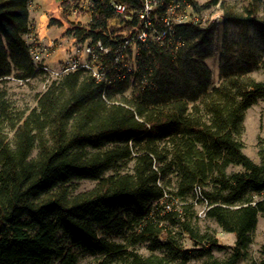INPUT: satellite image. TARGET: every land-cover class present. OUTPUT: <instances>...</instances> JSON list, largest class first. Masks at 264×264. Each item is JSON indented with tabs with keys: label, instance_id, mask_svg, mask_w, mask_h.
I'll use <instances>...</instances> for the list:
<instances>
[{
	"label": "trees",
	"instance_id": "trees-1",
	"mask_svg": "<svg viewBox=\"0 0 264 264\" xmlns=\"http://www.w3.org/2000/svg\"><path fill=\"white\" fill-rule=\"evenodd\" d=\"M61 1L64 18L88 14L84 25L69 22L74 43L111 48L102 57L104 67L114 63L109 76L129 58L136 68L112 86L85 68L35 70L30 0H0V264H78L75 247L91 264H264V242L259 260L249 253L264 217V139L258 161L242 142L247 110L264 100V0L220 2L216 84L206 60L218 24L201 20L219 0H179L178 13L198 21L174 22L163 40L144 42L135 37L143 0H114L126 7L120 15L110 0H84L89 10L76 13L80 0ZM170 1L150 13L156 31ZM38 77L49 81L33 105L11 100L8 80ZM82 180L95 183L77 191ZM210 222L234 243H221Z\"/></svg>",
	"mask_w": 264,
	"mask_h": 264
},
{
	"label": "rangeland",
	"instance_id": "rangeland-1",
	"mask_svg": "<svg viewBox=\"0 0 264 264\" xmlns=\"http://www.w3.org/2000/svg\"><path fill=\"white\" fill-rule=\"evenodd\" d=\"M203 3L207 0H197ZM222 1V0H221ZM239 1L242 0H227ZM61 0H30V30L26 34L28 44L42 53V62L49 67V70L60 71L63 66L68 62L70 57H77L81 62L87 59L85 46L89 40L83 43H74L71 34H67L66 30L69 28V22H79L81 25L87 23L88 14H68V10L64 14L66 18L62 17L63 7ZM212 13V12H211ZM210 13V14H211ZM209 14V15H210ZM52 19L60 20L61 23H52ZM116 24L114 21L113 25ZM116 26H121L117 24ZM220 35H221V22L218 24L216 32V39L214 42L213 56L206 60L208 66L212 71L213 83H217L218 75V52L220 50ZM129 70L135 69L136 65L133 60H128ZM49 73H51L49 71ZM257 78H261L260 73L255 74ZM55 76L51 73L50 75ZM49 80H43L41 77L30 80L29 82H20L10 79L6 82L8 94L12 101L19 106L33 105L35 93L43 90L45 84ZM244 133L242 135V142L244 144L243 151L254 161H258L257 156V141L258 138L264 139V100H259L252 105L246 112L244 119ZM239 168H233L236 170ZM92 180L79 181L77 191L87 190L94 185ZM211 227L214 229L219 241L224 244H233L235 236L233 233L223 231L216 225L215 222H210ZM264 242V217L259 216L256 228L253 232V243L249 247V253L253 258L259 260V248ZM187 244V243H186ZM78 258V264H91L95 257L87 252H83L77 247L73 248ZM138 251L142 254H147L148 250L145 245L138 247ZM214 255L218 258H225L229 255V250L214 251ZM204 258H193L189 264H203ZM54 264H58L55 262ZM237 264H248L245 259H240Z\"/></svg>",
	"mask_w": 264,
	"mask_h": 264
},
{
	"label": "built area",
	"instance_id": "built-area-1",
	"mask_svg": "<svg viewBox=\"0 0 264 264\" xmlns=\"http://www.w3.org/2000/svg\"><path fill=\"white\" fill-rule=\"evenodd\" d=\"M84 0H80L77 6L72 8L73 13L79 12V10L85 8L89 10L87 3L82 2ZM219 0L216 4L213 5L204 15L201 21H204L206 18H210L211 21L219 24L222 22V11L220 9ZM84 3V4H83ZM158 0H143V6L140 10L135 11V15L142 20L143 28L140 31L136 32V39L144 42L147 37H152L156 41L163 40L164 37L170 34L172 31V23L179 22H197L198 17L194 15L188 14V9H184L178 13V9H180L179 0H171L167 6V9L164 15L161 18L163 29L162 31H156L155 28H152V24L150 21V13L152 9L157 5ZM109 6L112 7L113 11L117 14H122L126 7L124 4L120 2H116L114 0L109 1ZM184 11V12H183ZM212 12V13H211ZM211 13V14H210ZM210 14V15H209ZM115 20H111L110 23L113 24ZM148 31H151L148 33ZM131 38H127L124 40L123 44L115 48L113 51V58L116 62H119L121 59L126 57V46L130 44ZM30 52L32 55V60L35 65V70L43 69L46 71H50L54 75H58L64 73L68 70H73L76 68H85L90 71V73L100 81H103L105 85L112 86L115 81H120L124 76L125 72L129 70L128 61L126 62V66L122 68V72L118 73L116 77L109 76V72L114 71V63L108 64L104 67V62L102 57L106 56L108 53L112 52L111 48L108 46H104L101 41L88 42L85 46V52L87 54V59L84 62H81L77 57H70L68 62L61 68L60 71L49 70V67L42 62V53L40 50L34 49L30 46ZM50 73V74H51ZM114 76V75H113ZM115 78V79H114Z\"/></svg>",
	"mask_w": 264,
	"mask_h": 264
}]
</instances>
